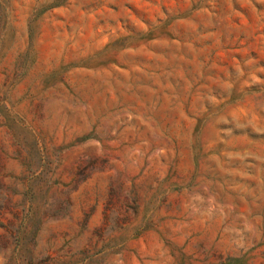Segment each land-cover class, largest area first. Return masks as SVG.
<instances>
[{
    "label": "rangeland",
    "instance_id": "rangeland-1",
    "mask_svg": "<svg viewBox=\"0 0 264 264\" xmlns=\"http://www.w3.org/2000/svg\"><path fill=\"white\" fill-rule=\"evenodd\" d=\"M264 264V0H0V264Z\"/></svg>",
    "mask_w": 264,
    "mask_h": 264
},
{
    "label": "trees",
    "instance_id": "trees-1",
    "mask_svg": "<svg viewBox=\"0 0 264 264\" xmlns=\"http://www.w3.org/2000/svg\"><path fill=\"white\" fill-rule=\"evenodd\" d=\"M16 264H24L23 262H19V263H16Z\"/></svg>",
    "mask_w": 264,
    "mask_h": 264
}]
</instances>
